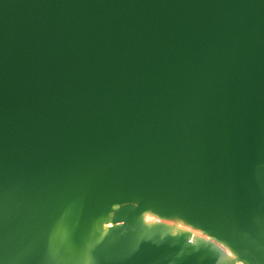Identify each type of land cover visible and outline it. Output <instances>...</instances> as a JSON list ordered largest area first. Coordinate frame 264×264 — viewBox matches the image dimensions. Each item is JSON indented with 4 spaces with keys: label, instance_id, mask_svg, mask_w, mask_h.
Wrapping results in <instances>:
<instances>
[{
    "label": "water",
    "instance_id": "95a60500",
    "mask_svg": "<svg viewBox=\"0 0 264 264\" xmlns=\"http://www.w3.org/2000/svg\"><path fill=\"white\" fill-rule=\"evenodd\" d=\"M0 264H264V0H0Z\"/></svg>",
    "mask_w": 264,
    "mask_h": 264
}]
</instances>
